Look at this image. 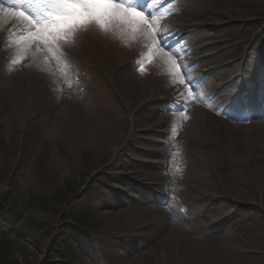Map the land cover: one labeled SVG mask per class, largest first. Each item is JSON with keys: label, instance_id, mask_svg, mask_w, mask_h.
I'll return each mask as SVG.
<instances>
[{"label": "rangeland", "instance_id": "obj_1", "mask_svg": "<svg viewBox=\"0 0 264 264\" xmlns=\"http://www.w3.org/2000/svg\"><path fill=\"white\" fill-rule=\"evenodd\" d=\"M178 1L162 19L173 32L166 49L184 53L192 76L203 81L206 102L192 103L183 119L185 87L171 83L158 55L142 64L143 73L137 65L149 50L128 62L133 78L160 83L151 115L162 117V126L138 121L139 107L130 102L115 103L105 50L80 56L75 42L64 48L70 63L40 71L33 65L35 47L22 59L15 44L0 39V193L8 195L13 180L21 201L20 213L4 219L0 233L22 264L21 253L36 264L49 253L59 264H196L178 263L165 243L175 219L156 209L169 216L170 206L190 248L207 264H264V133L252 131L264 115L253 117L259 109L252 104L245 113L230 106L238 84L237 97L264 100V0ZM13 26L23 27L4 20L0 37L11 35ZM97 31L124 56L137 51L139 38L122 41ZM154 161L162 165L147 179L140 169ZM236 182L252 184L251 201L227 193ZM69 185L85 196L89 215L77 204L79 221L53 220L31 202ZM51 234L59 240L66 235V249L52 248Z\"/></svg>", "mask_w": 264, "mask_h": 264}, {"label": "snow or ice", "instance_id": "obj_2", "mask_svg": "<svg viewBox=\"0 0 264 264\" xmlns=\"http://www.w3.org/2000/svg\"><path fill=\"white\" fill-rule=\"evenodd\" d=\"M173 3L174 0H167ZM174 9L162 11L161 5L152 6V0H0V23L4 20H16L22 24L20 31L10 39L16 43L21 58L35 47L44 54V63H70L64 48L76 42L80 32L95 27L105 35L112 34L122 41L126 37L140 38L147 42L148 54L138 63L143 73L142 64L151 62L158 54L168 66L172 77L171 83L185 87L182 93L185 112L183 119H188L187 108L195 102H206L202 91L203 81L191 74V67L182 61L181 51L168 48L166 36L171 25L162 19ZM21 61L17 60L18 65ZM173 124V139L177 134ZM175 155V154H173ZM179 172L180 169H176Z\"/></svg>", "mask_w": 264, "mask_h": 264}, {"label": "bare ground", "instance_id": "obj_3", "mask_svg": "<svg viewBox=\"0 0 264 264\" xmlns=\"http://www.w3.org/2000/svg\"><path fill=\"white\" fill-rule=\"evenodd\" d=\"M155 1H157L156 5H161V8H164L163 6L168 4V6L166 7L167 9L165 8L163 9L165 10V12H167L173 6L177 7V4L179 2L178 0L174 1L173 3H168L167 0H155ZM3 25H4V22L0 23V27ZM187 29H188L187 26H181V27L179 26V30H181V33L182 32L187 33L186 32ZM20 30H21V27L18 28L17 26H13L11 30L7 31L9 34L11 32V35H8L5 31L0 37V39L5 38L4 40L11 41L10 43L15 44V48L17 52H19V49L16 43L13 42L10 39V37ZM172 33L173 32L170 31L168 35L166 36V39L171 38V36H173ZM98 36H99V33L94 27L90 28L87 31L80 32L77 35V40H76V50L79 53V55L82 56L84 52H90L89 55L92 56L95 53L94 50H99V48L105 50L106 55L102 56V61H103L105 70L109 71L107 73L113 72V79L115 80V83H116L115 84V87H116L115 103L116 104L118 103L119 106H121L122 103L120 102L122 101L130 102V104L133 107L134 106L139 107V113L137 115L138 121L142 119V120H145V123L147 122L146 124H148L149 126L150 125L162 126L163 118L162 117L159 118L157 117V115L156 116L151 115L152 111L154 110L153 102L157 99V95H159L158 89L160 87V83H159V86H156L158 85V83L152 86H147L146 83L139 81L136 78H133L130 72H128V69H131L133 67V63L128 64V62H130V59L133 58L134 53L137 54L138 52L141 53V51L148 50L146 48L147 42L139 38V40L137 41L138 44L135 45V48L137 49V51H132L131 52L132 54H129L128 56H124L121 52L116 51L115 48H112L109 42H104L100 40L99 38L100 36L99 37ZM184 46H187V42L185 41L180 45L179 48H183ZM112 50L115 52H119V53H116V54H119L116 58L115 56L111 57ZM35 54L36 56L34 57L33 65L36 68H40V71H42V69H44L45 66L47 64H50L51 62L47 64L44 63V54L42 52H37V49H36ZM158 57H159L160 65L162 66V68L168 71V66L160 58L159 55ZM210 61L211 60H209V62ZM62 68L64 69V67ZM235 88L237 90L238 86ZM168 94L173 95V93H168ZM234 98H235L234 96L230 97V99L232 100ZM263 103L264 101L262 103L256 104L257 106L255 107H257L259 110L258 111L254 110V112L252 113L253 117L264 115V104ZM147 104L149 105V107H146ZM235 114H240V113H235ZM134 124H137V122L134 121ZM187 126L190 127L191 124L188 123ZM252 131L253 133H256V135L262 132L264 133V121L253 124ZM256 135H254V139L259 137ZM157 155L159 156V154L157 153L154 154V156H157ZM161 165H162L161 161H154L150 164H146L145 167L140 169V173L143 174L145 178L150 179L154 176L153 175L155 172L154 169H158V167H161ZM174 190H175L174 185L171 184V192L173 193ZM253 192H254V187L252 186V184L241 183V182H236L235 185H233V187L230 186L229 189L227 190V193L230 194L233 199H235L234 201L237 200V202L251 201L252 197L254 196ZM171 208L172 207L170 206L169 211L167 212L168 214H170L169 216H167L166 213L165 215H163L161 210H158V209L156 210L159 216H164L166 218H169L170 221H171V217L175 219V226L171 227V229H169L168 233H166L165 235L166 236L165 243L169 247V250L171 251V254L173 255L174 259L178 263H184L188 261V262H193L196 264H207L206 259L204 255L202 254V252L200 251L195 252L190 248L189 246L190 241H189L188 236L184 233L185 230L183 228V225L178 224V223H181V221L179 220V218L175 217V214L173 213V211H171Z\"/></svg>", "mask_w": 264, "mask_h": 264}, {"label": "trees", "instance_id": "obj_4", "mask_svg": "<svg viewBox=\"0 0 264 264\" xmlns=\"http://www.w3.org/2000/svg\"><path fill=\"white\" fill-rule=\"evenodd\" d=\"M13 180L9 182V190L10 193L8 195L0 193V228L9 215H18L21 211V201L17 199L16 189L13 187ZM80 192L76 189V186H71L63 189L56 190L55 194L51 198H45L41 196H33L31 197V202L36 208H40L46 213H48L51 219H62L79 221L82 219V214L76 216L75 207L77 204H82L84 206L85 212L89 215V211L85 205V196L83 197L81 194L79 197L77 195ZM84 216V214H83ZM52 239L51 246L54 247H62L66 249L68 245L67 236L64 235L60 240L56 237L50 235ZM61 243V246H58ZM57 249V248H56ZM57 255L60 261H64L66 259L64 253L57 249ZM22 254L23 264H36L32 262L26 253ZM0 264H22L16 254L15 247L7 240H5L4 236L0 233ZM41 264H58L57 262H53L50 255H48L47 259Z\"/></svg>", "mask_w": 264, "mask_h": 264}]
</instances>
